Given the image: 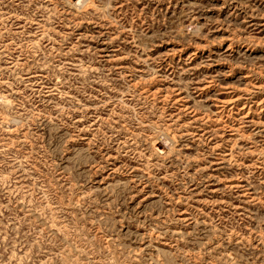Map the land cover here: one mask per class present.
<instances>
[{"label":"rangeland","instance_id":"obj_1","mask_svg":"<svg viewBox=\"0 0 264 264\" xmlns=\"http://www.w3.org/2000/svg\"><path fill=\"white\" fill-rule=\"evenodd\" d=\"M0 264H264V0H0Z\"/></svg>","mask_w":264,"mask_h":264}]
</instances>
